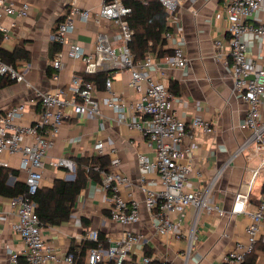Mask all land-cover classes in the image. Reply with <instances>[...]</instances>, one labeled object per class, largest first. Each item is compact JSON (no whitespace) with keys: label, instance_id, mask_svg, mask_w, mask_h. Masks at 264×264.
<instances>
[{"label":"crops","instance_id":"crops-1","mask_svg":"<svg viewBox=\"0 0 264 264\" xmlns=\"http://www.w3.org/2000/svg\"><path fill=\"white\" fill-rule=\"evenodd\" d=\"M11 1L16 7L28 4L29 14L24 19L15 16H5L2 19L5 27L9 28L13 22H16V26L10 30L8 39L1 38L0 46L8 51L24 47L30 52V60L20 61L17 65L26 71V79L32 87L13 81L10 86L0 89V113L15 104L28 103L27 114L17 121L18 125L26 126L34 119L37 108L31 104L38 101V92L67 89L73 75L83 71V62L69 57L70 45L79 44L87 52H93L100 31L108 33L114 46H119L121 41L112 22L104 20L97 24L94 18L89 21L76 19V32L68 36L66 45L58 44L63 51L65 66L59 73V79L54 80L51 76L54 73L52 61L55 54L52 55L51 48L55 42L51 37L58 22L70 12L74 0ZM229 2L230 0L182 1L178 10V31L186 41L189 66L183 71L163 67L158 75L177 97L174 105L177 117L186 122L201 117L215 128L213 134H207L203 129L197 128L192 136L185 140L184 147L190 148L192 152L186 155L192 158L187 186L191 189L210 191L209 203L219 206L226 214L202 215L194 249L186 258L185 252L195 221V208L189 207L184 213L176 216V225L171 232L162 235L156 232L141 191L142 184L148 189H155L158 179L157 172H143L139 166V154L150 158L155 156L154 148L148 145L144 134L137 128L116 122L114 113L103 104L101 118L76 115L69 107L66 109V118L59 134L54 139V146L44 160L41 187L50 188L57 179H76V170L72 172L67 168H52L49 163L54 159L65 157L76 165L77 159L86 155L105 157L109 161L107 170L116 169L128 177L130 185L125 192H132L140 202L141 221L125 227L109 218V196L102 186L99 173L94 171L96 175L88 180L86 187L81 191L70 221L60 227L44 225L42 228L46 242L57 254V261L50 264H68L65 259L71 249L78 246L77 238L88 239L90 229H98L105 235L106 240L112 241L119 239L126 229L142 234L145 238L144 245L137 246L130 258L139 259L146 255L151 257L152 261L167 264H224L228 251L234 250L239 242L244 245L248 243L247 217L230 213L236 195L246 189L245 182L249 180L247 165L252 168L257 164L254 159L249 161L247 156L236 155L249 135L248 131L240 128L247 115L248 105L234 93V82L226 61L228 46L224 45L220 49L221 57H216L219 50L215 46V41L227 39L220 16H224ZM102 3L103 0H75L78 7L90 9L94 15L101 9ZM258 20L264 22V11L258 14ZM0 35L2 37V34ZM177 41H168L167 47L172 51ZM249 49L248 55L258 59L260 65L264 64V45L254 41ZM108 73V77L113 79V91L122 96L126 106H130L137 98L136 93L128 86L131 72L117 70ZM93 96L101 101L105 96L104 87L98 89L96 86ZM101 122L104 123L105 129H101ZM98 141L104 144L102 154L93 150ZM112 149H115V152H112ZM1 159L8 162L9 169L15 171V175L8 176L7 186L25 184L27 172L20 166V155L11 156L5 153ZM198 168L203 169L202 175L197 173ZM259 190L258 186L257 191ZM80 197H85L82 202L79 201ZM10 203V198L0 196V216L7 217L6 220H0V264H18L11 260L8 246L17 253H22L26 246L24 240L13 231L12 226L17 217ZM84 218L89 221V226H84ZM261 243L264 242L258 245ZM249 262L264 264V251L256 248L254 254L249 257Z\"/></svg>","mask_w":264,"mask_h":264},{"label":"built area","instance_id":"built-area-1","mask_svg":"<svg viewBox=\"0 0 264 264\" xmlns=\"http://www.w3.org/2000/svg\"><path fill=\"white\" fill-rule=\"evenodd\" d=\"M168 12L167 23L171 28L165 33L167 41L178 40L172 53L157 62L152 56L137 61L132 54L128 42L133 36L127 16L131 9L126 0H103L101 9L94 15L90 9H81L72 2L70 12L59 21L51 37L52 41L64 46L70 34L76 32V19L89 21L94 18L97 24L101 21L112 22L117 37L121 41L114 46L107 32L100 31L97 35L96 47L93 52H87L79 44L69 46L70 58L83 62L81 73L74 74L67 89L60 88L47 93H37L38 101L34 106L35 116L29 125H18L27 114L28 103L15 104L0 113V166L8 167V162L1 159L5 153L11 156L20 155V166L27 172L24 194L11 199V207L17 220L12 228L25 242L22 253L11 250L8 252L13 262H18L22 256L27 264H50L57 261L55 250L46 242L42 233L43 221L36 213L34 196L41 188L43 181L44 160L54 146V139L66 118V109L71 107L76 115H88L101 118V104L108 107L115 115V121L139 129L146 137L147 143L154 148L155 156L148 157L139 154V166L143 172L155 171L158 174L155 189L141 185L147 211L151 215L153 227L158 234L171 232L176 225V216L184 213L189 207L195 208V221L189 236L186 258L194 249L202 215L226 212L217 205L209 203L210 191L188 188L187 183L191 172L192 158L190 148L184 143L197 128L207 134H213L215 128L210 122L196 117L186 122L174 113L177 97L169 87L158 77L163 67L186 70L189 59L186 55V41L178 31V10L184 0H159ZM29 5L16 7L11 0H0V34L8 39L10 30L16 26L5 27L2 19L5 16H15L24 19L29 14ZM264 11V0H230L224 16L220 20L226 32L227 39L215 41L219 50L216 57H221L220 49L228 46L227 65L234 82V93L239 95L248 105L247 115L240 125L242 130L249 132L236 155H243L257 161L250 168L246 189L236 195L232 215H244L248 219L246 227L248 243H238L234 250L225 254L224 264H251L249 257L254 254L260 242H264V64L251 58L250 44L258 42L264 45V22L258 20V14ZM27 66H29L27 64ZM63 51L60 50L52 61L54 80L60 77L64 68ZM110 69L129 70L131 79L129 88L137 98L126 106L122 96L113 91V79L108 77L104 84L105 96L100 101L93 96L96 91V77L99 73ZM0 76L7 77L17 83L32 84L26 79V71L17 64H8L0 58ZM30 106V104H29ZM34 109V110H35ZM201 108L199 107V110ZM105 129L104 123H100ZM104 144L98 141L93 150L103 153ZM115 152V149H112ZM50 166L54 169L67 168L76 170L75 162L68 158L52 160ZM102 179V186L108 193L110 202L109 218L125 227L141 221L140 202L132 192H125L130 185L128 177L116 169L103 170L99 166L93 168ZM197 173L203 174L198 168ZM259 186L260 190L257 191ZM85 198V197H84ZM83 198V199H84ZM82 197L79 201H83ZM81 201V202H82ZM0 216V220H6ZM87 238L97 246L90 248L86 256L87 264H150L152 258L143 255L139 259H131L130 255L137 246L143 247L145 238L130 229L123 231L122 236L108 240V247L100 243V231L90 229ZM77 238L76 245L83 242ZM65 261L75 264L73 253L68 254Z\"/></svg>","mask_w":264,"mask_h":264},{"label":"trees","instance_id":"trees-1","mask_svg":"<svg viewBox=\"0 0 264 264\" xmlns=\"http://www.w3.org/2000/svg\"><path fill=\"white\" fill-rule=\"evenodd\" d=\"M126 5L131 9L127 16V21L133 31V36L128 42V46L137 61L152 56L155 60H160L172 53L167 47L168 41L165 33L171 28L168 26V12L159 0H126ZM62 20V19H61ZM0 35V42H1ZM61 50L55 43L51 48L52 55H56ZM30 52L24 47H17L13 51H8L0 46V58L8 64H17L20 61H29ZM53 72V71H52ZM110 73L102 72L96 77L98 89L104 87L105 81ZM13 81L7 77L0 76V89L10 86ZM99 166L107 170L109 161L105 157L83 156L76 161V179L65 181L57 179L50 188L41 187L34 196L36 203V213L43 221L44 225L50 227H60L68 223L73 215L77 199L81 191L86 187L88 180L96 175L93 168ZM15 175V171L8 167L0 166V196L6 198H17L24 194L26 186L17 183L14 187L7 186L8 176ZM84 226H89V221L84 218ZM100 243L108 247L105 235L100 232ZM97 244L84 239L80 246L72 248L70 253L75 256V264H86V253ZM264 251V243L258 245ZM148 255V251H146ZM18 264H27L25 258H20ZM150 264H167L152 261Z\"/></svg>","mask_w":264,"mask_h":264},{"label":"water","instance_id":"water-1","mask_svg":"<svg viewBox=\"0 0 264 264\" xmlns=\"http://www.w3.org/2000/svg\"><path fill=\"white\" fill-rule=\"evenodd\" d=\"M113 71H117V69H110V70H107L106 72H113Z\"/></svg>","mask_w":264,"mask_h":264}]
</instances>
